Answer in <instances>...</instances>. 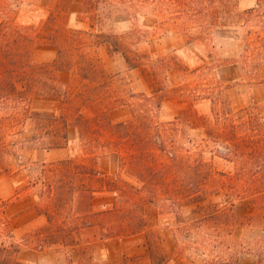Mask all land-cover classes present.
Instances as JSON below:
<instances>
[{
  "label": "rangeland",
  "instance_id": "374dc122",
  "mask_svg": "<svg viewBox=\"0 0 264 264\" xmlns=\"http://www.w3.org/2000/svg\"><path fill=\"white\" fill-rule=\"evenodd\" d=\"M17 22L33 36L37 66L29 92L35 113L22 124V113L10 114L28 94L0 88V176L24 170L30 185L15 201H0V248L20 240L36 251L37 264H67L69 257L78 264L79 247L38 246L44 229L25 232L22 225L32 216L33 202L36 209L44 202L53 209L62 204L61 217L73 222L106 175L112 180L120 174L140 188L146 175L142 162L120 156L135 152L130 141L140 144L136 135H153L163 123L171 127L168 144L173 140L184 153H200L204 171L212 162L230 170L232 164L213 157L207 140L215 125L213 107L238 112L254 101L264 106L259 0H24ZM18 76L13 81L19 86ZM109 120L133 122V133L117 132ZM78 163L98 168L99 175L73 173ZM192 175L182 177L171 194L150 193L157 188L155 177L142 191L144 199L120 197L125 212H117L111 224L121 226L139 214L132 224L141 232L102 240L98 228H87L74 233L77 242L100 264H258L260 252L264 264V227L242 225L223 213L228 205L223 193L205 189L200 198L190 197L199 186L192 185ZM204 178L205 172L199 180ZM49 183L55 199L47 197ZM18 199L24 202L14 206ZM251 212L248 199L235 202L237 217ZM13 226L22 228L19 236Z\"/></svg>",
  "mask_w": 264,
  "mask_h": 264
},
{
  "label": "trees",
  "instance_id": "16d2710c",
  "mask_svg": "<svg viewBox=\"0 0 264 264\" xmlns=\"http://www.w3.org/2000/svg\"><path fill=\"white\" fill-rule=\"evenodd\" d=\"M259 1L260 3L264 2V0ZM23 3L24 0H0V83H2L0 88L5 91H9L11 88L14 93L19 95L28 94L22 96V103L18 104V107L14 108L16 111L10 114L13 116L22 113V124L35 113L32 110V94H30L29 89L37 66L33 59V36L17 22ZM16 75H19V86L15 80L13 81V77ZM66 93L65 91L62 96L63 102L67 99ZM205 98L208 97L205 96ZM161 102L162 97H159L156 105L158 109L161 107ZM212 110L215 125L210 127L207 140L213 143L211 150L213 157L221 158L232 164L230 170L218 169L212 162L204 171V162L200 153H184L175 145L173 140H171V145L168 144V139L172 135L169 133L171 127H169L170 124L163 123L160 125L163 128H158L153 135H136L135 138L140 144L135 145L130 141L135 152H126V154L122 152L124 154L120 156V159H124V161L128 159L127 156H130L136 162H142L146 175L144 176L145 179H142L143 184L140 188L123 179L120 174L112 180L107 177L105 179L107 188L115 192L113 207L97 212L92 211L90 208L92 191L90 199L85 202L80 214L76 216L77 219L73 222L67 221L66 217H61L64 214L62 204L55 205L54 209L45 202L42 204L43 206L38 205V212L44 214L49 222L48 227L41 232L44 239L40 240L38 246L54 244L67 247L78 246V264H100L95 261L91 253L87 254V246H82L77 242L74 233L82 229L98 228L102 233L100 238L104 240L141 232V228L134 229V224H132L139 214L132 215V217L128 216L126 223L121 226L111 224V218L117 212H125L120 197L129 202L133 201L136 194H139L138 199H144L142 191L153 185L152 182L156 179L155 177H158L157 188L152 187L150 193L171 194L174 190L180 189L177 184L187 173L193 174L189 176L190 179L194 180L192 185H199L191 190L193 192H191L190 197L200 198L205 189L215 194L223 193L228 202V205L224 206L223 213L230 214L242 225H262L264 227V106L254 101L238 112H234L231 107L226 105L222 109H217L214 106ZM86 120L89 121V119ZM1 121L2 117L0 116V123ZM108 125H111V128L117 132L126 130L128 135L133 133L131 130V126L134 125L133 122L112 124L109 120ZM144 126L148 129L147 133L152 132V126L149 123H145ZM101 131L104 132V130ZM65 138L67 139V135ZM114 141L119 146L124 147L122 139L115 138ZM103 147L109 148V144H104ZM59 162H64V160ZM43 166L46 167L45 164ZM72 167V172L78 175L98 174L95 167L84 163L73 164ZM59 172L61 173V171L54 172L52 178L59 176ZM203 172L206 175L205 181L199 180L202 179ZM117 183L122 184L117 185ZM200 186L201 189L196 190ZM53 189L51 183L47 184L46 192L50 199H55L52 198L55 196ZM151 199L156 198L152 197ZM242 199L249 200L252 212L241 219L234 213V205L236 201ZM150 201L152 202V200ZM215 210L219 213L218 208ZM56 217H60V221H55ZM6 225L11 228L8 221ZM53 225H55V229H53ZM54 235L58 239L54 238ZM260 241L263 243L261 246L264 249V239H260ZM21 248L22 243L14 239L9 244L4 243L0 248V264H30L19 259L18 253ZM41 248L43 249V247ZM85 255L88 256V263L83 262ZM262 256L263 254L260 252L258 264H262ZM67 264L77 263L72 257H69Z\"/></svg>",
  "mask_w": 264,
  "mask_h": 264
},
{
  "label": "crops",
  "instance_id": "0c3cea01",
  "mask_svg": "<svg viewBox=\"0 0 264 264\" xmlns=\"http://www.w3.org/2000/svg\"><path fill=\"white\" fill-rule=\"evenodd\" d=\"M51 100V98H49ZM63 102V101H62ZM71 125H69L70 127ZM26 168V167H25ZM98 170V168H96ZM99 171V170H98ZM98 174L94 176H98ZM110 175H106L105 178L109 177ZM5 185L9 186V189L6 191H3L2 189L5 187ZM30 185V177L28 174L25 173L24 170L18 171L16 174H13L9 177L6 176H0V201H15V196H20V192L24 189H26ZM32 190L29 189L27 191V195L31 194ZM14 198V200H13ZM33 198V197H32ZM21 202H24L23 199H18L16 203H14V206L19 205ZM115 202V192L113 190H110L107 188L106 182L101 186L99 190L95 189L92 193V198L90 200V208L92 211H102L106 209H110L113 207ZM33 207L29 209V212H32V216L30 220H26L23 225V231L33 230L41 231L42 229H45L48 227L49 222L47 217L39 213L36 209V202H33ZM23 214H19L16 218H20ZM10 218V217H9ZM11 220V218H10ZM12 223V222H11ZM13 225V224H12ZM14 228V226H13ZM22 228H14L13 233L14 235L19 236L21 232L19 233V230ZM15 237V236H14ZM108 240V239H107ZM20 241V240H19ZM106 241V240H105ZM2 242V239L0 237V244ZM22 247L20 252L18 253V257L21 261L30 263V264H37V253L33 249L26 248L27 245L22 243ZM152 264V263H151Z\"/></svg>",
  "mask_w": 264,
  "mask_h": 264
}]
</instances>
